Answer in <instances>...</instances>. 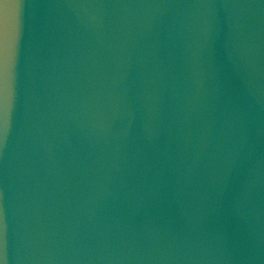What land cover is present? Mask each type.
<instances>
[{
	"label": "water",
	"instance_id": "obj_1",
	"mask_svg": "<svg viewBox=\"0 0 264 264\" xmlns=\"http://www.w3.org/2000/svg\"><path fill=\"white\" fill-rule=\"evenodd\" d=\"M0 264H264V0H0Z\"/></svg>",
	"mask_w": 264,
	"mask_h": 264
}]
</instances>
